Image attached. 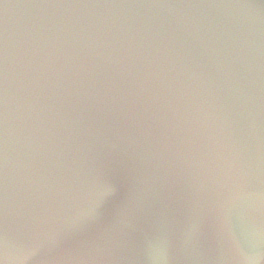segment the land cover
Returning a JSON list of instances; mask_svg holds the SVG:
<instances>
[{"label": "water", "instance_id": "water-1", "mask_svg": "<svg viewBox=\"0 0 264 264\" xmlns=\"http://www.w3.org/2000/svg\"><path fill=\"white\" fill-rule=\"evenodd\" d=\"M26 264L264 253V0H0V244Z\"/></svg>", "mask_w": 264, "mask_h": 264}, {"label": "clouds", "instance_id": "clouds-1", "mask_svg": "<svg viewBox=\"0 0 264 264\" xmlns=\"http://www.w3.org/2000/svg\"><path fill=\"white\" fill-rule=\"evenodd\" d=\"M28 258L21 257L11 251L7 242L0 244V264H26ZM252 260L253 264H264V253H256L252 257H245V261Z\"/></svg>", "mask_w": 264, "mask_h": 264}]
</instances>
